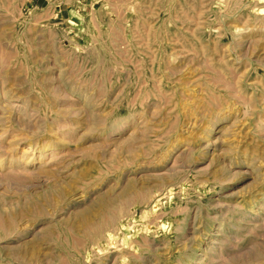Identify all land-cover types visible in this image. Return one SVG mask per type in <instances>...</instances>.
I'll use <instances>...</instances> for the list:
<instances>
[{"label":"rangeland","instance_id":"obj_1","mask_svg":"<svg viewBox=\"0 0 264 264\" xmlns=\"http://www.w3.org/2000/svg\"><path fill=\"white\" fill-rule=\"evenodd\" d=\"M0 264H264V0H0Z\"/></svg>","mask_w":264,"mask_h":264},{"label":"crops","instance_id":"obj_2","mask_svg":"<svg viewBox=\"0 0 264 264\" xmlns=\"http://www.w3.org/2000/svg\"><path fill=\"white\" fill-rule=\"evenodd\" d=\"M68 18L71 20V19H73L74 17H73V15H71L70 13H68Z\"/></svg>","mask_w":264,"mask_h":264}]
</instances>
